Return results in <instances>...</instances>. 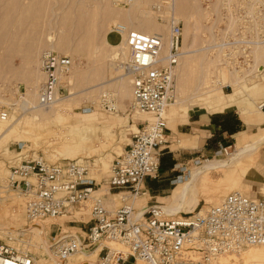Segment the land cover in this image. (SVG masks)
I'll return each instance as SVG.
<instances>
[{
  "label": "rangeland",
  "instance_id": "obj_1",
  "mask_svg": "<svg viewBox=\"0 0 264 264\" xmlns=\"http://www.w3.org/2000/svg\"><path fill=\"white\" fill-rule=\"evenodd\" d=\"M165 1L170 5L174 2V6L164 7L165 13L168 10L178 19L182 49L195 60L181 91L174 90L179 101L175 103L174 97L170 101L174 102L170 106L172 111H187L192 105L211 110L213 107L207 102L210 92L231 94L237 100L255 98L260 91L255 80L264 78V0H131L126 4H115L112 0H0V107L6 112L0 116V238L35 254L39 264H54L47 253L48 244L60 235L52 236L54 226L48 232L49 223H59L65 231H80L71 226L74 221L66 219L78 218L80 213L82 219L84 213L88 215L89 200L81 209L73 208L61 217L30 220L24 214L23 195L6 186L8 166L23 156L37 153L47 160L83 159L90 176L96 180L106 176L111 160L124 149L131 130L136 129L129 115L137 111L128 105L129 82L121 87L118 80L93 86L106 77L126 74L121 63L126 58V46L123 37L111 30L112 24L119 22L137 30L166 32L161 15L151 10V4H168ZM43 49L71 58L69 71L60 77L56 99L45 106L36 100L42 79L39 54ZM115 53L117 58L113 57ZM176 72L177 69L175 75ZM204 79H208L211 91L201 86ZM241 79L245 80L243 87L235 86ZM178 82L174 78V88L175 84L178 88ZM104 92L112 95L114 111L102 108ZM253 104L256 106L257 102ZM246 113L251 114L249 120L256 115L257 123L236 134L229 148L233 154L249 147L246 143L256 132L264 131L261 109ZM163 117L165 121L169 119L164 112ZM261 146L253 160V155L240 153L235 161L207 169L194 180L189 193L179 199L172 193L164 207L173 211L181 206L173 212H201L229 190L247 193L241 179L251 166L260 171ZM212 158L228 161L232 155L217 150L193 163L203 165ZM188 177L187 173L179 182L184 183ZM256 189L264 193V178L258 179ZM111 198L114 206L120 203L118 195ZM108 243L120 246L114 241ZM258 248L264 250V245L250 247L244 253L220 255L215 264H242V256ZM95 254L76 252L65 264H96ZM212 259L206 264H212Z\"/></svg>",
  "mask_w": 264,
  "mask_h": 264
},
{
  "label": "built area",
  "instance_id": "obj_2",
  "mask_svg": "<svg viewBox=\"0 0 264 264\" xmlns=\"http://www.w3.org/2000/svg\"><path fill=\"white\" fill-rule=\"evenodd\" d=\"M130 1L112 0L115 4ZM167 5L170 8V3L151 4V10L159 13L167 26L165 39L159 32L145 33L119 22L112 24L111 30L123 37L127 50L121 63L129 77V108L150 117L136 122L128 143L111 160L106 176L99 180L90 176L83 159L47 160L37 153L8 166L6 186L23 195L24 214L30 220L71 213L89 200V224L85 229L65 231L60 224L49 223L48 232L54 226L53 237L61 230L64 234L48 244L54 264H65L71 253L96 244L100 245L96 264L134 263L137 257L143 264H206L218 254L264 243V195L249 196L233 189L201 212L191 213H169L158 203L132 205V199L144 193L141 179L157 175L160 155L168 142L163 110L174 97V66L180 55L181 26L172 12L165 13ZM38 64L42 79L36 100L45 106L59 91V76L68 71L71 58L43 49ZM104 93L102 108L114 111L112 95ZM5 113L0 107V116ZM230 146H219L218 151L227 155ZM117 188L126 191H115L120 203L109 208L104 193ZM0 264L39 262L27 249L0 238Z\"/></svg>",
  "mask_w": 264,
  "mask_h": 264
},
{
  "label": "crops",
  "instance_id": "obj_3",
  "mask_svg": "<svg viewBox=\"0 0 264 264\" xmlns=\"http://www.w3.org/2000/svg\"><path fill=\"white\" fill-rule=\"evenodd\" d=\"M226 107L222 110H210L206 106L192 105L186 114L166 119L165 133L168 142L161 152L157 175H146L141 179L140 186L144 193L132 199L134 207L150 203L165 205L170 202V195L172 197L174 189L183 182L179 181L187 173L189 175V166L195 159L203 160L204 157L213 155L219 146L232 145L236 134L257 123L256 115L249 120L251 114L238 111L236 106L231 110ZM259 107L264 113V102ZM136 122L133 123L136 125ZM261 147L260 171L259 168L251 166L241 179L247 190V193H243L249 196L262 195L256 189L258 179L264 178V143ZM117 190L126 191V188L112 189L104 193L107 207H114L111 197L117 195L113 194ZM83 216V219L68 218L66 221H74L71 226L83 230L89 224L87 213ZM128 263L129 261L124 264Z\"/></svg>",
  "mask_w": 264,
  "mask_h": 264
},
{
  "label": "bare ground",
  "instance_id": "obj_4",
  "mask_svg": "<svg viewBox=\"0 0 264 264\" xmlns=\"http://www.w3.org/2000/svg\"><path fill=\"white\" fill-rule=\"evenodd\" d=\"M174 4V2L172 3V5ZM171 5V6H172ZM174 6V5H173ZM174 9V8H173ZM174 15V14H173ZM141 21V20H140ZM144 21H146V20H144ZM142 23V22H141ZM143 24V23H142ZM145 24V23H144ZM148 26V25H147ZM145 27H146V25H145ZM139 29V28H138ZM139 31H142V32H145V33H150L151 31L150 30H146V28L144 29H140ZM10 33V35H9V38H8V40L10 41L11 40V35H12V33H11V31L9 32ZM159 33H161L162 34V37L165 39L166 38V35H167V31L166 32H159ZM120 42H121V38H120ZM124 42V41H123ZM187 52L188 51H183V49H182V40H181V46H180V55H179V58H178V60H177V62H176V64H175V66H174V78H176V83H177V81L179 80L180 81V84H179V82H178V84H179V86H177L178 88H176V84H175V90L177 89H179V92L181 91L180 89V87H181V85H184L183 84V81H185V76H187V74H188V72H190V68L192 69V66L195 64V62H194V64H192L193 63V61H195L194 59H192L190 56H188L187 55ZM118 54H120V53H118ZM127 55V54H126ZM115 56H117V53H115L114 55H113V57L114 58H117V57H115ZM119 56V55H118ZM112 57V58H113ZM120 57L121 56H119L118 58H119V60H120ZM190 57V58H189ZM122 59H123V55H122ZM191 64H192V66H191ZM120 66V65H119ZM123 67V66H122ZM178 68L180 69V70H178ZM70 69V68H69ZM69 69H68V71H69ZM175 69H177V71H178V73L176 72V75H175ZM124 70V69H123ZM125 71V70H124ZM66 72H64V73H62V74H65ZM208 73V72H207ZM61 74V75H62ZM61 75L59 76V83H60V77H61ZM127 75L123 72V74L121 73V75H118L117 77H106V79L103 81H101V83L100 82H98L99 84H97V85H93L94 87H97V86H99V85H102V84H104V83H106V82H109V81H111V80H118V84H119V86L121 87V86H123L124 85V83L126 84V83H128L129 82V80L127 79V77H126ZM208 79H204L203 80V82L201 83V86L203 87V88H206L207 90H209V91H211L210 89L212 88V86H208ZM243 82H245V80H237V82H235L236 84H235V86H237V85H241L242 87H243V85H244V83ZM117 84V85H118ZM177 84V85H178ZM197 86H199V85H197ZM196 86V87H197ZM255 87L257 88V89H259L260 91H259V94H257V96L255 97V98H251V97H247V98H244V99H240V100H237V99H235V97H234V95H231V94H225V93H223L222 95H221V93L219 92V91H217V92H214V93H211L210 92V95H208L207 96V98H208V105L212 108L211 110H222L224 107H226V106H229V105H234V106H236L237 107V109L238 110H240V111H242V112H248V111H255V110H257V109H259L260 107V104L262 103L263 104V100H264V78H261L260 80H255ZM199 88V87H198ZM88 89V88H87ZM202 89V88H201ZM58 91L55 93V96H54V99L51 101V103L56 99V97H57V95H58ZM249 93V92H248ZM70 94V93H69ZM68 94V95H69ZM179 94V93H178ZM177 96H179V95H177ZM177 96H175L174 97V102L176 103V102H178L179 101V97H177ZM220 96H223L222 97V99H218V98H220ZM181 97V96H180ZM58 98H60V97H58ZM218 99V100H217ZM205 100V99H204ZM257 102V104H256V106L253 104V102L254 103H256ZM174 102H169L168 104H167V106L164 108V110H163V112H164V114L169 118V117H172V116H174V115H184V114H186V110H184V111H177V110H175V111H172V109L170 108V106L171 105H173L174 104ZM39 103V102H38ZM190 103V102H189ZM193 103V102H192ZM205 103V102H204ZM40 104V103H39ZM254 105V106H253ZM116 106V105H115ZM255 109H254V108ZM188 110V109H187ZM130 117H131V121L132 122H136V121H138L139 119H143V118H149L150 116L149 115H147V114H145V113H143V112H139V111H134L131 115H129ZM165 119V118H164ZM241 141H243L244 142V140H241ZM264 143V131H258V132H256V134L255 135H253L250 139H249V141L246 143V145L247 146H249V147H247V148H240L241 150L238 152H236L235 154H233V151L231 150L228 154H227V156H231L232 155V158L230 159V160H228V161H226V160H224V159H222V160H224V161H221L220 159L219 160H217V159H208L207 160V162H204V164L202 165V164H200V165H196L195 163H193V164H191L190 166H189V177L187 178V179H185V182L184 183H181L179 186H177L175 189H174V191H173V195L176 197V198H183L184 197V195H186L187 193H189L190 192V190H191V185H192V183L194 182V180H196L197 178H198V176L200 175V174H202V173H204L207 169H209V168H211V167H213V166H216V165H219V164H222V163H228V162H230V161H235L236 159H238V157L237 156H239V154L240 153H243V154H245L246 156L248 155H253L252 156V159L251 160H253V158L255 159V157H257L258 155H256V153H257V149L260 147V145H262ZM235 155V156H234ZM241 155V154H240ZM234 156V157H233ZM250 160V161H251ZM202 165V166H201ZM199 166H200V168H199ZM93 172L95 171V168L94 167H92V168H90ZM93 174V173H92ZM91 175V174H90ZM9 189V188H8ZM10 192H11V190H10ZM193 194L195 195V193L193 192ZM18 195V194H17ZM262 195H264V193H262ZM196 196V195H195ZM193 198H194V196H193ZM181 206H178L177 208H175L174 210L176 211L177 209H179ZM163 208H165L164 207V205H163ZM165 210L167 211V212H169V211H172V210H167L166 208H165ZM173 210V211H174ZM78 211V210H77ZM172 211V212H173ZM172 212H169V213H172ZM65 215V214H64ZM59 217H61V216H59ZM33 219H36V218H33ZM32 219V220H33ZM59 224V223H58ZM60 228H62V226H60ZM61 232H63L62 230L59 232V233H57L56 234V236H58V235H64L63 233H61ZM259 245H264V243H260V244H248V245H246V246H244V247H241V248H239V249H237V250H234V251H229V252H226V253H221V254H218L215 258H217L218 256H220V255H223V254H227V253H244L245 251H247L250 247H253V246H259ZM99 247H100V245L99 244H96V245H94V246H92L91 248H89V249H79V250H77V251H75V252H73V253H71L68 257H70L72 254H74V253H76V252H82V253H87V254H92V253H94V252H96V254H95V259L97 258V253H98V249H99ZM47 253H48V255H49V257L51 258V256H50V253H49V249H48V251H47ZM67 257V258H68ZM220 257H222V256H220ZM220 257L219 258H217L215 261L212 259V264H215V263H217V261H218V259H220ZM52 259V258H51ZM221 259H224V258H221ZM237 262V261H236ZM240 262L242 263V264H264V250L263 249H255V250H252V251H250V252H246L245 254H244V256H242V259L240 260ZM135 264H142V261L137 257V258H135V262H134ZM235 264H237V263H235Z\"/></svg>",
  "mask_w": 264,
  "mask_h": 264
}]
</instances>
